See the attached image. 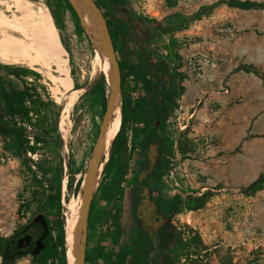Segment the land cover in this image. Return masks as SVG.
<instances>
[{"label": "rangeland", "instance_id": "obj_1", "mask_svg": "<svg viewBox=\"0 0 264 264\" xmlns=\"http://www.w3.org/2000/svg\"><path fill=\"white\" fill-rule=\"evenodd\" d=\"M29 1L34 20L41 18V8L50 11L67 51L75 91H85L71 107L72 96L64 101L65 90L54 93L46 75H60L55 65L46 71L39 65L32 69L0 58V91L22 90L33 117L32 123L18 118V126L32 134L33 123L39 125L45 115L43 102L50 95L62 106L57 127L63 140L58 147L52 133L50 147L41 142L38 152L32 153L21 150L14 135L0 134V237H11L25 226L33 237L28 247L14 248L11 263L0 254V264H39L42 256L33 249L37 241L43 242L46 230L51 232L46 243L58 247L44 264H66L67 227L73 221L75 228L81 219L80 194L110 86L96 50L102 48L94 44L71 0ZM94 1L110 30L128 110L124 128L114 140L112 161L101 169L91 191L85 264H139L128 215L136 179L152 158L158 165L149 188L160 206L173 211L167 264H264V182L254 183L264 171V81L238 68L252 62L264 70V9L243 10L220 0ZM6 3L13 0H0V11L21 17L7 10ZM88 8L93 9L91 3ZM199 9L201 15H194ZM141 39L174 80L165 110L159 114L157 137L162 145L150 154H143L140 146L146 107L139 95L143 92L151 98L155 90L136 84L133 78ZM144 72L151 79L150 70ZM100 75H105L106 86L100 83ZM29 140L34 144L31 136ZM44 157L52 166L48 172L37 164ZM203 194L205 203L195 208L188 195ZM113 208L122 212L121 224L116 217L108 219ZM76 241L78 249L80 228Z\"/></svg>", "mask_w": 264, "mask_h": 264}, {"label": "trees", "instance_id": "obj_2", "mask_svg": "<svg viewBox=\"0 0 264 264\" xmlns=\"http://www.w3.org/2000/svg\"><path fill=\"white\" fill-rule=\"evenodd\" d=\"M115 3L119 4L118 0H114ZM222 2H225L229 6H234L243 10H250V9H264V0H220ZM206 9V7H205ZM201 9L196 11L194 15H201L200 14ZM188 25H184L182 28H187ZM140 42V51L137 56V62H138V68H134V81L136 84L143 83L146 87L149 88V90L154 89V94L151 98L144 97L141 92L139 95V101L142 103L146 108L145 113L143 115L144 118V135L141 139L140 146L143 149V154H150L153 152V150L150 148L152 145H157V148H159L162 144L158 141L157 137V131L159 129V114L165 110V103L166 98L170 95V91L174 87V80L173 77L168 72L167 66L162 63H158L152 53L150 52V49L147 47L146 43ZM239 69H243L246 71H251L255 73L257 76L263 79L264 81V70L259 67L256 63H241L238 66ZM147 70H150L151 72V79L146 77ZM133 71V69H132ZM3 81V80H2ZM99 81L103 86H106L107 81L105 75H100ZM30 85V83L26 82V86ZM145 87V88H146ZM78 88V87H77ZM144 90V89H143ZM4 91H8L4 93L5 99L7 100V103L4 105L0 104V134H11L14 135L16 138V142L18 143V146L21 150L24 152H32L37 153L40 147V143L44 142V144L48 147H50V143L48 141L50 135L52 133H55V141L58 147H62L63 140L61 138V135L58 131V119L60 115V111L62 109V106L59 105L50 95H48V101L43 102V106L45 108L44 110V116L43 119L39 121L38 123H33L34 126L32 134H27V127L18 126V118H21L22 120H30L33 117H31L30 112L31 110L28 109V107L25 105V97L23 95L22 90L12 89L11 91L4 89ZM37 98H41V95L34 91ZM126 91L122 89V110L124 112V118L122 119V127L117 133V136H119L124 128L125 120H126V113L128 110V106L126 104ZM51 117V123H48L47 117ZM32 123V122H31ZM29 136H31L34 139V144H30ZM115 147V142H113L112 145V151L110 154V158L108 162L106 163V167H108L112 161L113 158V149ZM45 159L40 160L37 164L40 169L44 170L45 172L52 170V166L49 164V161L47 160V157H44ZM156 159H154L153 166L151 165L150 171L156 170V167L158 164H156ZM149 165V164H148ZM59 170L63 171V165L62 163H59L57 165ZM148 170L141 169L139 172V179H136L135 186L138 185L141 181V179H145V183H148L150 180V177L152 176L150 173L149 176L147 175ZM68 183L69 187H71V182ZM264 182V171L259 174L257 179L254 181V183ZM253 183V184H254ZM149 192H151L153 195V191L150 189ZM114 196L117 195V191H114ZM188 198L194 202L195 208H200L205 203L204 194L201 196L196 195H188ZM160 206V205H159ZM160 208L165 211V214L170 217L173 213L171 211L170 206H165ZM115 209H111V213L108 216V219H111L112 217H116L117 223L121 224L123 222V215L122 212L119 211V213H115ZM37 221V220H36ZM28 226L23 227L22 229L18 230L16 234H21L24 232V230ZM51 235V232L46 230L45 233V239L40 241L39 246L35 247L33 249L34 254H40L41 261L39 264H44L45 259L49 255V253L53 250H56L58 245L55 243H46L47 236ZM12 237V236H11ZM11 237H0V254L3 256L4 261L6 263H11L12 258L15 256V254L12 256L11 253L14 252V248L11 245ZM59 244L62 246V251H60V254L62 255V258L65 254V237L64 233H61ZM146 250H149L150 245L149 243H146L145 246ZM10 252V253H9ZM65 264V263H64ZM67 264V263H66Z\"/></svg>", "mask_w": 264, "mask_h": 264}, {"label": "bare ground", "instance_id": "obj_3", "mask_svg": "<svg viewBox=\"0 0 264 264\" xmlns=\"http://www.w3.org/2000/svg\"><path fill=\"white\" fill-rule=\"evenodd\" d=\"M72 4L80 15L82 24L89 29L88 32L94 37V44L102 48H96V50L101 54L102 72L110 81L114 72L111 57L107 52L104 41L103 27L98 21L96 14L93 13V9L88 8L89 3L87 1L73 0ZM31 5L32 3L29 0H13V4L6 3L7 10L13 9L15 12H19L21 17L17 16V14L8 16L5 11H0V58L9 63L22 62L32 69H36L35 66L39 65L42 69L47 68L48 70L51 68V64L55 65L60 75L53 73L46 75H48L52 85H54L52 86L54 93L62 94L65 90L68 95L64 101L72 96V107L80 93L85 90L75 91L74 79L67 63V51L50 11L47 8H41L38 12L41 14V18L34 20L35 16L33 17V13L35 12H33ZM122 118L123 110L119 99L113 110L112 120L101 145L103 150V153L101 152L103 156L102 168L109 159L111 147L119 131ZM64 122L65 119H62L60 124L63 125ZM68 129L65 128V131L68 132ZM92 169L93 166L89 169V173ZM96 184H93L92 190L95 189ZM80 220H77L75 228L73 221L67 222L66 254L68 264H76V245L78 242L76 241V231L80 227Z\"/></svg>", "mask_w": 264, "mask_h": 264}, {"label": "flooded vegetation", "instance_id": "obj_4", "mask_svg": "<svg viewBox=\"0 0 264 264\" xmlns=\"http://www.w3.org/2000/svg\"><path fill=\"white\" fill-rule=\"evenodd\" d=\"M8 91H0V104L4 105L7 103L4 93ZM155 159V158H154ZM154 162L150 159L149 165L146 170H148V176L150 173L153 174L154 170L151 172V165ZM149 182L139 183L133 189V198L130 200V204L133 209L129 213V223L133 229L134 234V245L135 250L133 251L135 256H139V264H167L168 263V253L167 245L171 240L172 225L170 224V217L165 214L154 195L149 192ZM26 235L31 236L32 243L33 237L28 231V227L21 234H15L11 237V245L15 249L18 248L12 244V239L22 238ZM146 243H149L150 248L146 250ZM37 247L40 241H37ZM10 253V252H9ZM16 254L12 252L13 256Z\"/></svg>", "mask_w": 264, "mask_h": 264}, {"label": "water", "instance_id": "obj_5", "mask_svg": "<svg viewBox=\"0 0 264 264\" xmlns=\"http://www.w3.org/2000/svg\"><path fill=\"white\" fill-rule=\"evenodd\" d=\"M72 1L73 0H71V2ZM85 1L91 3L97 19L103 27L104 41L107 48V52L111 57L114 74L110 81H108L107 79L110 89L107 97V108L103 118L99 138L93 150L92 165H91L93 166V169L90 173L88 171L87 177L84 180L82 191L80 194L81 220H80L79 228L81 230V242L79 244L78 249H76L77 251L76 264H85V248L87 242V220H88L90 204H91V191L93 184L98 183L97 177L99 176V173L102 169L101 165H102L103 156L100 152V148L107 134L110 122L112 120L113 110L119 99L122 104L120 70L107 21L101 9L97 6L94 0H85ZM150 148L154 150L155 148H157V145H152L150 146ZM152 162H154V158H152ZM30 242H31V236L29 235H26L22 238L12 239V244L18 248H23L28 246Z\"/></svg>", "mask_w": 264, "mask_h": 264}, {"label": "crops", "instance_id": "obj_6", "mask_svg": "<svg viewBox=\"0 0 264 264\" xmlns=\"http://www.w3.org/2000/svg\"><path fill=\"white\" fill-rule=\"evenodd\" d=\"M111 225V222H109L108 223V225L107 224H105V227L109 230V226ZM106 239V238H105ZM106 249H108V248H106Z\"/></svg>", "mask_w": 264, "mask_h": 264}]
</instances>
